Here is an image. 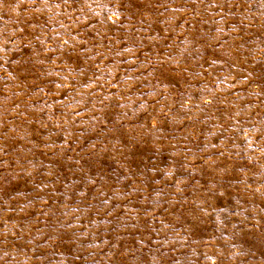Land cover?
I'll return each mask as SVG.
<instances>
[{
  "label": "rangeland",
  "instance_id": "1",
  "mask_svg": "<svg viewBox=\"0 0 264 264\" xmlns=\"http://www.w3.org/2000/svg\"><path fill=\"white\" fill-rule=\"evenodd\" d=\"M0 264H264V0H0Z\"/></svg>",
  "mask_w": 264,
  "mask_h": 264
}]
</instances>
